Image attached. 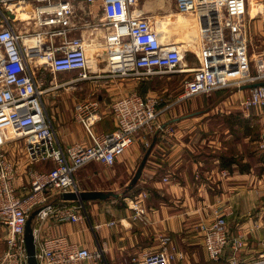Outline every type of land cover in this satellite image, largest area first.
<instances>
[{"label": "built area", "instance_id": "built-area-1", "mask_svg": "<svg viewBox=\"0 0 264 264\" xmlns=\"http://www.w3.org/2000/svg\"><path fill=\"white\" fill-rule=\"evenodd\" d=\"M84 1L91 6L98 0ZM99 2L103 20L91 25L85 18L88 11L78 13L76 0H0V236L4 246L0 264H28L24 232L34 210H38L40 224L33 228L38 264H109L98 241L89 249L62 233L45 237L39 231L45 221L47 225L78 221L69 201L59 198L63 193L79 192L75 172L91 161L116 164L137 136L150 130L161 110H157L158 97L128 92L110 104L114 128L96 134L93 125L101 119L98 101H80L71 117L82 124L90 142L60 146L47 112L41 75L42 71L55 75L74 71L79 80L88 78L85 31L102 40L103 57L98 54L97 58L102 57L105 68L100 70L103 73L97 70L96 78L144 80L157 74L190 72L178 100L224 88L250 74L247 46L239 40L247 0H175L179 12L196 17L199 65L192 70L181 68L185 50L180 44L163 40L150 18L135 11L138 0ZM17 9L30 10L33 18L16 24L14 18L6 17L5 11ZM28 20L36 30L21 27ZM99 26L103 30L97 32ZM262 74L250 79L264 81ZM253 91L246 106L264 105V86ZM22 141L28 159L23 169L12 152ZM133 209L137 217L141 215L138 205ZM206 230L211 259H218L228 238L224 218L219 216ZM168 241L161 239L158 251L129 256L125 264H171L176 255L167 249ZM248 264H264V254Z\"/></svg>", "mask_w": 264, "mask_h": 264}, {"label": "crops", "instance_id": "crops-1", "mask_svg": "<svg viewBox=\"0 0 264 264\" xmlns=\"http://www.w3.org/2000/svg\"><path fill=\"white\" fill-rule=\"evenodd\" d=\"M76 2L78 13L84 14L88 11V15L85 18H91L92 7H97V10H100L99 0L91 4V6L85 5L84 0ZM135 11L150 18L151 21V18H167L165 26L168 22H170V25L168 27L164 26L162 30L169 28L172 31L170 28H178L179 32L176 33L178 36H180V33L182 36L185 32L192 34L195 22L197 33L193 42L194 51L198 52L200 40L196 17L189 13H185L187 16L183 17L182 14L184 13L177 10L175 0H143L142 3H139L138 0ZM5 15L7 18H14L13 20L16 24L20 23V21L22 22L23 19L33 18L30 10L27 9L22 11H18V9L11 12L5 11ZM23 26L27 28L26 31L36 30V26L30 20L21 23V27ZM154 27L161 32L163 39L162 30L157 25H154ZM181 39L187 44L190 42L188 37H181ZM165 41L177 43L175 42L176 40H172L171 38ZM96 52L99 53L98 51ZM144 81L140 80L139 82L136 80L128 82L126 79H117L114 80L115 83L111 86H114V90L120 93L119 96H123L138 85L144 86ZM141 92L145 93L143 89ZM100 101L101 99L99 98ZM99 112L101 119L93 125V132L96 134L107 132L114 126V121L109 116V112L102 110V108H99ZM163 117H165V114L161 116L162 119ZM53 126L57 141L63 148L72 143L90 142L82 124L76 122L70 116L54 118ZM184 131L186 132V130ZM159 135L157 143L148 154L147 162L143 166L141 175L137 181L140 186L142 184L147 185V191L151 193L145 216L132 220V211L127 206V203H124L127 207L122 208L117 206L119 203L117 201H110L108 203L106 200L105 202L100 199L92 200L94 204L88 209L89 212L87 213H90L89 215L94 220L93 223H90V227H94L92 228L93 230L91 229V232L93 234L96 233V242L100 241V244L105 248L108 263L118 264L119 251L124 248L139 247V243L142 242L149 231L154 230L159 234V231L162 232L163 230V232L167 231L174 236L177 235L176 238L178 236L181 238L182 242L179 243L182 245L176 244V247L180 249L182 246V249L186 250L183 251L185 252L186 262L189 264H199L205 259V254L200 245V243L202 244V239L199 237V242L194 239L190 240L191 238H196V234H190V231L194 230L190 223H194L195 228H197L200 220L203 218L202 213L204 211L208 213L209 210L212 211L218 205L222 207L226 206L229 212L227 221L230 228V238L233 239L239 234L243 236V247L240 251L234 253V249L232 250L231 244H229L227 252L223 255V260L228 262L233 255H235L239 264L256 259L264 251V177L255 172L254 167L256 166V162L247 161L244 159V155L240 151H237L234 157L238 156L237 160L240 161L241 156L240 162L244 164L248 163L250 165L249 170L240 171L236 164H233L231 168L224 167L222 166L220 156L226 154L229 147L225 144L216 146V143H213L212 146L209 145L210 158L207 157L200 160L195 158L191 161L187 160L183 162V159L179 155L182 151L190 149V151L194 152L188 142L183 143L180 140L186 134H183L181 130H173V132L165 130V132H160ZM230 136H226L224 140L228 142V137ZM238 148H240L239 145ZM146 151L144 143L136 141L113 166V173L108 171L107 167L103 169L99 162H89L83 169L85 170L84 174L75 173V181L79 184L80 177L95 178L98 180V187L91 189H82L80 187L79 190H111L112 188L106 185L107 182H118L120 180V172H129L130 169L134 168L136 163L140 165ZM259 163L261 164L260 161ZM168 174L171 175V179L170 183L167 184L162 179L164 176H168ZM92 201H89V203H92ZM69 203L72 202L69 201ZM109 220H114L115 224L107 226L106 222ZM83 227V225L79 226L78 223L71 222L55 226L52 222L48 223L47 227L44 228V235L48 237L56 233H62L67 235L68 239L77 246L92 249L94 243L90 239V234ZM94 229L96 232H94ZM197 234L199 236V233ZM129 256L131 254L127 255V258L125 257L124 264L127 262ZM232 259L235 258L233 257ZM84 264L87 263L85 262Z\"/></svg>", "mask_w": 264, "mask_h": 264}, {"label": "rangeland", "instance_id": "rangeland-1", "mask_svg": "<svg viewBox=\"0 0 264 264\" xmlns=\"http://www.w3.org/2000/svg\"><path fill=\"white\" fill-rule=\"evenodd\" d=\"M80 1V0H76ZM143 0H139V3H142ZM255 5H258L259 8L256 10H251V6L249 5V10L246 15V18L243 19L242 27L244 30L239 35V40H244L248 50V56L250 58V74L239 80L234 81L232 84L224 87V88H217L210 93L207 94H199L194 96L190 99L185 100H178L180 93L182 91V85L186 78L190 77L191 73H164V74H157L144 79L145 83L144 86L138 85L132 91H137L141 95L146 94V96H156L158 97V108L157 110H161V114L158 115L157 120H155V124L147 130L142 135L137 136L136 141H140L144 143V148L149 149L157 143V139L160 136L159 133L167 130V132H173V130L182 131L184 135L180 140L184 142H188L192 151L190 149H186L180 153L181 159L183 162L187 160H192L198 158L199 160L202 158H210V146L213 143H216V146H222L225 144L228 150L226 152L227 156L234 157V154L240 151L241 154L244 155V159L247 161L250 160L252 163L256 162V166L254 170L257 174L261 177H264V170L263 168V160H264V105L260 104L258 106H246V100L253 94V88H243L245 85L253 84L255 82L262 81V78L252 80L251 77L262 76L264 72V0H251ZM261 12V13H260ZM102 18V13L100 10H97V7L91 8V18H86L88 22L93 25L94 23H98L99 20ZM152 23L157 25L158 21L160 20H167V18H151ZM103 20V19H102ZM19 23V22H18ZM15 24V23H14ZM90 25V26H91ZM170 22L166 23L165 27H168ZM169 28L162 30V35L164 40H178V35L176 33L179 32L178 28L173 29ZM103 27L99 26L98 31H102ZM85 41L87 47V54L89 56L90 61V72L88 74V78L79 80L77 72H65L60 74H52L48 71L43 72L41 77L43 78L44 84L42 85L46 92L44 94V99L47 107V112L50 115L52 122H54V118L59 117H66L70 116L74 109L75 104L80 101L86 99H93L97 100L100 109L110 113V104L118 98L120 93H117L114 90L113 85L115 82L114 80L117 79H98L95 77L97 73H103L105 68V63L102 60V40L100 36L93 34L91 35L90 32L87 30L85 31ZM83 32V33H85ZM96 32V31H94ZM80 33V32H79ZM196 38V36H195ZM180 40V39H179ZM185 50V58L181 68L182 69H195L199 65L198 53L192 48L187 46L184 43H180ZM98 51L99 53H97ZM102 53H101V52ZM100 54L102 57L97 58V55ZM185 65V67H184ZM103 69L102 71H100ZM99 70V71H97ZM97 72V73H96ZM248 72V73H249ZM247 74V73H246ZM91 76V77H89ZM119 80V79H118ZM128 82L136 81L137 79H126ZM140 82V80H138ZM144 87V88H143ZM138 89V90H136ZM140 89V90H139ZM144 90L145 93H142L141 90ZM131 92V91H130ZM148 94V95H147ZM145 96V95H143ZM99 98L101 101L99 102ZM163 119L161 116L163 115ZM247 114V115H246ZM239 115L243 119H247L246 122L238 125L237 121L235 120V116ZM113 117L110 113L109 115ZM254 116V117H253ZM72 118V117H71ZM164 121V122H163ZM234 123V124H233ZM160 125V128H158ZM250 127V128H249ZM249 128V129H247ZM186 130V132L184 131ZM228 130V133H227ZM162 135V134H161ZM228 135L227 140L224 138ZM167 136V135H166ZM169 140V138H167ZM172 139V138H171ZM135 141V142H136ZM174 143V141H173ZM18 148L15 149L13 152V156L15 160L20 161L22 166L20 168H24V166L28 162L27 153L24 148V141L19 142L16 144ZM238 145L240 148H238ZM133 146V145H132ZM131 146V147H132ZM150 149V151H151ZM236 150V151H235ZM147 152V151H146ZM172 152V151H171ZM150 153V152H149ZM146 154V153H145ZM145 155L143 156L144 159ZM148 157V156H147ZM237 157H234L237 160ZM145 161V164L147 162ZM241 161V156H240ZM261 162V164L259 163ZM92 162V161H91ZM96 162V161H95ZM26 163V164H25ZM19 164V165H20ZM88 164V163H87ZM102 168L110 171L113 173V166H105L100 163ZM139 164V163H138ZM135 164L134 168L130 169L129 172L119 173L120 180L118 182H107L106 185L112 188L109 191H113L116 193L121 194L120 196L113 198L105 199L108 203L110 201H117L119 202L117 206L125 208L127 206L130 207L132 211V220L139 219L145 216L147 204L149 200V195L151 194L150 191H147V185H143L141 188L140 185L136 182L131 188L127 189V186L130 184L133 176L135 175L139 165ZM144 164V165H145ZM86 165V164H85ZM85 165L78 169L76 172L80 174H84ZM112 168V169H111ZM143 169V168H142ZM237 169V168H236ZM21 171V170H20ZM248 171V170H247ZM75 172V173H76ZM142 172V170H141ZM79 174V175H80ZM141 175V174H140ZM122 176V177H121ZM174 177V175H172ZM80 177V183L76 185L80 189H91L98 187V180L95 178L88 179ZM95 179V180H94ZM171 175L164 176L162 181L164 183H170ZM113 180V179H112ZM139 180V178H138ZM137 180V181H138ZM139 186V187H138ZM108 191V190H107ZM104 191V192H107ZM79 192H81L79 190ZM124 192V193H123ZM53 196V195H52ZM56 196V195H54ZM60 196V195H59ZM55 199V198H54ZM49 200V199H47ZM105 200H103L105 202ZM57 201V200H55ZM92 200H75L71 201L72 203H68L69 208L74 210L75 215L78 216V221L75 223L83 225L84 229L88 234H90V239L96 245L95 236L96 233H92L91 229L94 228L93 226L90 227V223H93V217L90 216L87 212L90 209V206L94 204L89 203ZM49 203V201H48ZM127 203V206L126 204ZM138 203V204H137ZM139 206V209L142 210L140 216L135 215V210L133 209L134 206ZM133 206V207H132ZM203 212V211H202ZM229 212L227 207L218 205L214 207L212 211L209 210L208 213L204 211L202 213V220H200L197 228H195L194 223H190L193 229L190 231L191 235L196 234V238H191L197 242L199 239H202V244L200 243L203 252L205 254L204 261L200 262L199 264H239L237 263V259L235 255L232 256L235 259L230 261H224L223 255L227 252V247L231 244V249L234 253L240 251L243 247V236L241 234L237 235L235 238H230V228L228 226L227 216ZM222 216L225 220V231L227 238V244L225 250L221 254L220 258L218 259H211L210 253L207 247V230L212 227V225L217 221L218 217ZM73 223V222H71ZM107 226L109 224L113 226L115 224L114 220H109L106 222ZM189 225V224H188ZM40 226V224L36 221V217L33 221V228ZM56 226V224H55ZM47 227L46 221L42 225L39 233L41 236L44 235V228ZM184 228V227H183ZM95 232V231H94ZM165 232V231H164ZM159 231L157 234L156 231L151 230L149 231L142 242L139 243V247L135 246L134 248H124L123 250L119 251L118 257V264H124L125 257L127 255H139L143 252H152L158 251L161 249L160 241L161 239H168L167 249L170 253H174L176 255L175 260L171 264H189L186 262L185 258V249H179L176 247L178 245H182L179 242L181 238L170 234L169 232L164 233ZM199 233V236H197ZM57 234V233H56ZM55 235V234H54ZM190 235V237H192ZM181 237V236H180ZM200 237V238H199ZM98 239V238H97ZM178 239V240H177ZM100 243V241H98ZM177 242V243H176ZM73 243V242H72ZM199 245V246H200ZM141 246V247H140ZM4 248L1 245V236H0V252ZM199 248V247H196ZM145 249V250H144ZM118 251V250H117ZM264 254V251L262 252ZM262 253L254 260L243 263H254L256 262L261 256ZM127 258V257H126ZM108 260V259H107Z\"/></svg>", "mask_w": 264, "mask_h": 264}, {"label": "water", "instance_id": "water-1", "mask_svg": "<svg viewBox=\"0 0 264 264\" xmlns=\"http://www.w3.org/2000/svg\"><path fill=\"white\" fill-rule=\"evenodd\" d=\"M12 16V15H11ZM264 86V81L255 82L253 84L245 85L243 88H252ZM151 147L147 150L144 159L142 160L141 164L139 165L135 175L133 176L130 184L127 186V189L131 188L138 180L141 174V170L145 164L146 158L150 152ZM124 193V192H123ZM121 194L113 192V191H81V192H69L63 193L59 196L60 199L66 201H75V200H105L107 198L113 197L116 198ZM38 210H34L28 216L26 225H25V232H24V239H25V247L27 252V261L28 264H38L36 259V246H35V237L33 232V221L36 217Z\"/></svg>", "mask_w": 264, "mask_h": 264}, {"label": "bare ground", "instance_id": "bare-ground-1", "mask_svg": "<svg viewBox=\"0 0 264 264\" xmlns=\"http://www.w3.org/2000/svg\"><path fill=\"white\" fill-rule=\"evenodd\" d=\"M249 5L251 6V8H250V11L252 10H256L257 8H259V6L258 5H255L251 0H249ZM182 16L183 17H185V16H187V15H185V13L184 14H182ZM183 20H185V18H183ZM171 24H172V22H171ZM164 26H165V20H160V21H158V23H157V27L158 28H160L161 30L164 28ZM154 27V26H153ZM156 30H158L156 27H154ZM196 33H197V30H196V25H195V22H194V29H193V33L192 34H188V32H185L182 36H181V33L179 34L180 36H178V40L177 41H175V42H177V43H184V44H186L187 46H189V47H192V50H194V42H193V40L195 39V36H196ZM181 37L182 38H184V37H188L189 39H190V42L187 44L185 41H183L182 39H181ZM180 39V40H179ZM187 41V40H186ZM180 46H181V50H183L184 51V49H183V46L180 44ZM103 50V49H102ZM199 52V51H198ZM197 52V53H198ZM184 64V63H183ZM184 67H185V65H184ZM185 70H192V69H185ZM28 140L30 141V142H32V140H31V138H28Z\"/></svg>", "mask_w": 264, "mask_h": 264}, {"label": "trees", "instance_id": "trees-1", "mask_svg": "<svg viewBox=\"0 0 264 264\" xmlns=\"http://www.w3.org/2000/svg\"><path fill=\"white\" fill-rule=\"evenodd\" d=\"M234 118L237 121V124L238 125H240V124H242V123H244V122L247 121V119H243L239 115H236ZM113 128H114V126H113ZM249 128H247V129H249ZM220 159H221V162H222V166H224V167H230L231 168L233 164H236L238 166V168H239L240 171H247V170H249V167H250V165L248 163H246V164L241 163L239 160H236L232 156H224V155H221L220 156ZM263 162H264V160H263ZM262 169L264 170V164H263V168Z\"/></svg>", "mask_w": 264, "mask_h": 264}]
</instances>
